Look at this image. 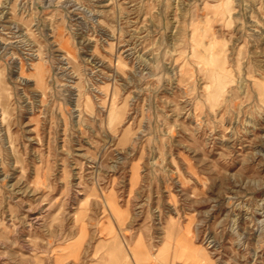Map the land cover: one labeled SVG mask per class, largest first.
<instances>
[{
    "label": "rangeland",
    "instance_id": "obj_1",
    "mask_svg": "<svg viewBox=\"0 0 264 264\" xmlns=\"http://www.w3.org/2000/svg\"><path fill=\"white\" fill-rule=\"evenodd\" d=\"M116 239L264 264V0H0V264Z\"/></svg>",
    "mask_w": 264,
    "mask_h": 264
},
{
    "label": "bare ground",
    "instance_id": "obj_2",
    "mask_svg": "<svg viewBox=\"0 0 264 264\" xmlns=\"http://www.w3.org/2000/svg\"><path fill=\"white\" fill-rule=\"evenodd\" d=\"M165 247V246H164ZM164 247L162 251L164 250ZM160 251L161 255L163 256L164 260H166V255ZM191 251V250H190ZM142 249L136 248V246L132 249V253L135 255L134 258H130L127 254L125 248H123V245L121 242H115L111 249H109V255H111V262L110 264H150L152 263L151 256L149 255V251L146 253V258H143ZM194 257V256H193ZM100 264H106L104 260L101 261Z\"/></svg>",
    "mask_w": 264,
    "mask_h": 264
},
{
    "label": "crops",
    "instance_id": "obj_3",
    "mask_svg": "<svg viewBox=\"0 0 264 264\" xmlns=\"http://www.w3.org/2000/svg\"><path fill=\"white\" fill-rule=\"evenodd\" d=\"M111 231V233L113 232V230H110ZM120 239H116L115 241H114V243L115 242H117V241H119ZM112 245H113V243H112ZM135 246H136V244H135ZM124 247H125V245H124ZM134 247V246H133ZM132 245H130V247H125V250H126V252H127V254L129 255V257L132 259L133 257H132Z\"/></svg>",
    "mask_w": 264,
    "mask_h": 264
}]
</instances>
